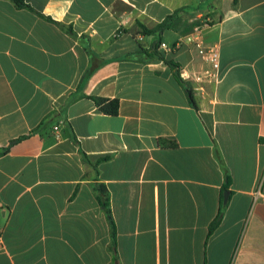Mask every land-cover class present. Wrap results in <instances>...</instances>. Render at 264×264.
I'll return each instance as SVG.
<instances>
[{
  "label": "crops",
  "instance_id": "obj_1",
  "mask_svg": "<svg viewBox=\"0 0 264 264\" xmlns=\"http://www.w3.org/2000/svg\"><path fill=\"white\" fill-rule=\"evenodd\" d=\"M24 2L0 0V148L28 135L0 157V264H115L96 183L116 264H264V0ZM185 7L176 29L140 33ZM205 15L219 80H184L195 107L167 62L205 68L183 43ZM215 145L232 195L209 236L225 182Z\"/></svg>",
  "mask_w": 264,
  "mask_h": 264
},
{
  "label": "trees",
  "instance_id": "obj_2",
  "mask_svg": "<svg viewBox=\"0 0 264 264\" xmlns=\"http://www.w3.org/2000/svg\"><path fill=\"white\" fill-rule=\"evenodd\" d=\"M13 1L17 5V7H28L25 4L24 0H13ZM237 1L238 0H234V3L236 4ZM187 10H188V8L185 7L183 9H180L179 11H176L173 15L168 16L162 23L156 25L152 29H148L147 27H145L141 23H137V26L140 27V33L143 34L144 36L162 34L167 29H176L177 15L181 11H187ZM212 23H213V20H211L210 24H212ZM201 24H202V21L200 19L195 20V22H193L191 24H185V35L190 33L195 27L200 26ZM153 57L164 60L161 55L156 54V53H154ZM167 63L174 69L177 77L186 86V90H187V93H188L189 98L191 100V103L196 107V104L194 101V96H193V91L191 88H189L186 85L184 80L181 78V75L179 74L178 66L172 62H167ZM91 99L94 101L95 105L98 107L100 112H102L103 114L109 115V116H116L119 114L120 101L118 99H104V98H99V97H92ZM39 131H40V128H37V129L33 130L30 134L37 133ZM27 137H28V135L22 136L16 140H13L9 144L8 147L0 148V157L7 155L13 145L17 144L18 142L22 141L23 139H25ZM214 153H215V158L217 159V161L219 162V164L221 165V168L223 170L225 182H224V185L222 187V194H221L222 199H221L220 210H219L217 217L215 218V220L212 222V224L210 226L209 236L220 225V223L224 217L225 210L229 204V201H230V198L232 195V191L230 190V187L232 185L231 175L229 173V170H228V168L224 162V159H223L221 152H220L217 145H215ZM81 154H82L83 160L88 163L89 161H88L86 154L84 152H82ZM95 192L97 194V198H98V201L100 203V206H101L104 214L106 215V217L109 221L110 236H111L110 251L114 254V263L116 264L117 263V257H116V225L114 222L112 208H111L110 193H109L106 185L101 184V183L95 184ZM226 194H229L228 200L225 199Z\"/></svg>",
  "mask_w": 264,
  "mask_h": 264
},
{
  "label": "built area",
  "instance_id": "obj_3",
  "mask_svg": "<svg viewBox=\"0 0 264 264\" xmlns=\"http://www.w3.org/2000/svg\"><path fill=\"white\" fill-rule=\"evenodd\" d=\"M202 24L194 28V30L183 37V43L191 45L201 56L205 63V68L194 75L181 71V78L185 81L192 80L202 87L205 83H216L219 80L220 69V46L218 44L208 45L203 37V30L210 25L211 18L208 15L203 16L201 19ZM142 39V38H141ZM179 43L171 47L166 42L160 44V48L164 51H176L178 50ZM198 90V88H197ZM57 130V128H55Z\"/></svg>",
  "mask_w": 264,
  "mask_h": 264
},
{
  "label": "water",
  "instance_id": "obj_4",
  "mask_svg": "<svg viewBox=\"0 0 264 264\" xmlns=\"http://www.w3.org/2000/svg\"><path fill=\"white\" fill-rule=\"evenodd\" d=\"M225 199L227 200V195L225 196Z\"/></svg>",
  "mask_w": 264,
  "mask_h": 264
},
{
  "label": "rangeland",
  "instance_id": "obj_5",
  "mask_svg": "<svg viewBox=\"0 0 264 264\" xmlns=\"http://www.w3.org/2000/svg\"><path fill=\"white\" fill-rule=\"evenodd\" d=\"M193 30H194V29H193ZM193 30H192V31H193ZM192 31H191V32H192Z\"/></svg>",
  "mask_w": 264,
  "mask_h": 264
}]
</instances>
